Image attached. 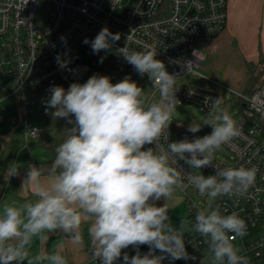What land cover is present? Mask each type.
<instances>
[{
    "label": "clouds",
    "instance_id": "clouds-1",
    "mask_svg": "<svg viewBox=\"0 0 264 264\" xmlns=\"http://www.w3.org/2000/svg\"><path fill=\"white\" fill-rule=\"evenodd\" d=\"M114 2V0H113ZM119 33L102 28L89 44L94 54L108 52ZM136 72L147 75L160 94L149 102L145 91L126 76L113 83L107 75L93 74L85 82L65 89L54 85L45 101L53 117L66 120L64 139L56 146L47 171L29 165L21 190L30 189L35 199L11 202L0 208V264H69L61 250L32 253L39 240L60 232L73 244L83 242L81 226L87 219L91 258L99 264H163L193 259L187 252L181 221L174 227L169 202L175 193L192 186L210 201L243 196L254 184L255 167H216L214 175L185 173L213 165L215 153L242 135V126L226 111H217L221 100L205 98L211 117L190 123L195 134L210 126V134L168 142L171 112L175 109L178 76L166 70L156 52L117 49ZM105 57H101L103 62ZM60 67L66 63L58 57ZM4 180L19 175L16 162L9 164ZM163 200L158 206L157 201ZM246 222L237 212L222 214L219 206L196 213L191 230L206 238L212 264H249L233 241L246 234ZM231 234V235H230ZM148 246L141 254L139 248ZM133 247L136 254L124 250ZM62 248V245H61ZM159 252L160 254H157Z\"/></svg>",
    "mask_w": 264,
    "mask_h": 264
},
{
    "label": "built area",
    "instance_id": "built-area-1",
    "mask_svg": "<svg viewBox=\"0 0 264 264\" xmlns=\"http://www.w3.org/2000/svg\"><path fill=\"white\" fill-rule=\"evenodd\" d=\"M123 2L0 0V105L15 98L23 109V142L28 146L43 134L38 127L29 126L27 121L39 105L38 100L34 99L37 94L50 93L54 85L67 89L71 83H83L93 74L107 75L113 83L126 76L133 81L141 76L117 51L125 45L129 51L156 52V59L163 61L166 70L178 76L177 80L193 74L212 87L229 92L237 99L241 109L242 114L236 121L242 126V135L223 145L230 158L202 169L207 172L205 176L215 174V165L221 168L245 166L257 169L254 184L243 196L217 198L213 207L219 206L225 215L232 212L239 214L246 222V234L236 237L233 243L240 249V254L248 258L249 264H264V81L252 94L247 95L199 71L207 58L199 42L216 38L225 31L229 0H128L122 16H117L116 12ZM41 4H46L50 12L45 21L37 24L35 16ZM104 27H108L112 33H119L120 39L108 52L94 54L90 43L83 41L85 38L91 41ZM80 51L99 60L105 57L101 69L93 72L89 65L81 63ZM58 57L66 63V67H60ZM152 86L153 92L148 101L154 102L157 98V102L160 94L153 83ZM211 86L201 88L187 85L177 88L175 96L178 101L173 110L192 105L209 118L212 115L209 112L211 100L206 104L205 98H220L223 102V98ZM43 114L50 117L51 112L45 108ZM2 122L0 109V124ZM196 137H199L197 133L180 132V140H193ZM168 142H173L171 126ZM179 167L185 173L195 174L184 161H179ZM190 190L205 201L208 199L192 186H187L184 191ZM188 205L191 227L196 213L201 210V204L198 208L194 206L188 195ZM184 241L190 257L199 255L202 261L209 254L206 238L198 233L191 230L187 236L184 235ZM185 261L190 262L191 259ZM94 264L99 262L95 261Z\"/></svg>",
    "mask_w": 264,
    "mask_h": 264
},
{
    "label": "crops",
    "instance_id": "crops-1",
    "mask_svg": "<svg viewBox=\"0 0 264 264\" xmlns=\"http://www.w3.org/2000/svg\"><path fill=\"white\" fill-rule=\"evenodd\" d=\"M228 19L225 31L216 38L201 40L200 49L206 54V61L203 70H207L210 75L204 74L208 78L218 81L223 79L224 70L231 73L225 74V80L235 86L234 91L243 92L247 86V64L257 65L261 56H264V0H229ZM242 26H246L252 43L250 45H239L233 48V40L239 36L238 31ZM237 73L240 79L237 80ZM226 86V85H224ZM230 88V87H229ZM231 89V88H230ZM238 89V90H237ZM1 109V107H0ZM4 125L0 126V208L3 204L11 202H25L35 199L30 189L21 190V185L26 177L29 165L39 166L50 161L51 155L36 142H31L26 146L23 142L24 112L21 107H17L12 116L7 115L2 109ZM1 123V124H2ZM68 128V127H67ZM57 139L63 140L66 130L60 135H55L51 131H43ZM16 162L19 167V175L12 177L7 182L4 180L6 169L9 164ZM44 179L47 178L45 175ZM164 201H157V205H163ZM169 216L174 227H178L180 222H188L189 205L188 192L177 191L174 198L169 202ZM90 221L82 223L81 231L83 242L79 245L73 244L64 234L56 232L48 234L49 239L44 245L39 240H35L32 245V253L35 255L41 250L52 252L61 250L69 264H94L91 258V246L87 233ZM188 225V224H187ZM62 245V248H61ZM129 256L135 255L137 249L129 247L124 250ZM141 254L149 251L148 246L139 248ZM157 254H160L157 252ZM184 259L171 260L166 258L163 264H189ZM117 264H122L121 261Z\"/></svg>",
    "mask_w": 264,
    "mask_h": 264
},
{
    "label": "rangeland",
    "instance_id": "rangeland-1",
    "mask_svg": "<svg viewBox=\"0 0 264 264\" xmlns=\"http://www.w3.org/2000/svg\"><path fill=\"white\" fill-rule=\"evenodd\" d=\"M127 3H128V0H124L123 6L120 8V10H118L116 12L117 16H122V14L125 10V7L127 6ZM228 3H230V1ZM49 12H50V8L46 4H41L40 7L38 8V11L36 12L35 22L37 24H41L48 17ZM236 33H238L239 36L237 37V39L235 38V40H233V44H234L232 46L233 48L236 49L239 47V45L244 46V45H250V43H252V41L250 40L249 32L246 29V26H242L238 31H236ZM79 56H80V62L83 64L89 65L93 72H98L101 69L102 63L100 62L98 57L93 56V55H91L87 52H84V51H80ZM261 63H263V62H259L257 65H254L257 68L256 73L261 72V70L263 68L262 65H264ZM199 71H201L202 73L204 72L207 75H210L207 72V70H203V68ZM229 73H231V72L225 69L223 72V79L220 77L218 81L223 82V84L226 85V87H228V88L230 87L232 90H234L235 86L233 84L227 83L225 78H224L225 74L228 75ZM236 77H237V80L240 79L239 73H237ZM135 82L137 83V85L139 87H141L145 91L146 99L149 100V97L151 96V94L153 92V86H152L151 79L147 75H145V77L140 76L137 79H135ZM187 85L198 86L201 88H208L211 86L209 83H207L206 81H204L201 78L194 76L193 74H190L189 76H187L185 78L177 80L175 86H176V88H182V87H186ZM212 89H214L223 98V102L219 105L217 111L226 110L235 120L241 116V114H242L241 109L237 105L238 101H237V99L234 98L233 95H231L229 92H226L223 89H220L218 87H212ZM49 96H50V93H44V92L36 95V97L34 99L38 100L39 105L36 108L35 114L30 116L27 121L29 123V126H36L39 129H41L42 131H46V130L48 131L49 130L52 133H54L55 135H60V133H63V131L67 127H71V125H68L66 120H64V119H56L55 117H53L52 112L54 111V109H49L51 112L50 117H47L43 114V110L46 108L45 101L48 99ZM41 97H42V99L39 101V99ZM156 99L157 98H155V101H156ZM227 100H229V101H227ZM0 107L5 113H7V115L12 116L15 112V109L19 106L16 103L15 98H10V99L4 101L0 105ZM183 108L187 112V114H182L181 112H179L177 110H173L171 112V122L172 123L170 124V126H171V130H172L173 141H179L180 140V132L182 130H188V126L191 122L202 124L205 119H208L199 111V109L196 106L184 105ZM2 125H4V123L0 124V126H2ZM206 130H208L209 132L205 133ZM211 131H212V129L210 126L204 125V126H202L201 130L199 132H197V134L199 137H202L204 135L210 134ZM227 158H230V154L222 146L215 153L213 163L219 162V161L220 162L224 161ZM192 170L195 174H203V175L207 174V172L202 168L201 169L192 168ZM188 195L190 196L194 206H196L198 208L199 204H201V207H200L201 210L208 209L210 206L213 207V205L215 203V201H210L209 198L205 201L201 196L196 194L193 190H190L188 192ZM187 224L186 225L188 227L185 230L186 236L191 232V227H190L189 223H187ZM262 233H264V229H262ZM194 261H192V262H194ZM196 264H212L211 259L209 257V254L205 257L204 260L196 261Z\"/></svg>",
    "mask_w": 264,
    "mask_h": 264
},
{
    "label": "trees",
    "instance_id": "trees-1",
    "mask_svg": "<svg viewBox=\"0 0 264 264\" xmlns=\"http://www.w3.org/2000/svg\"><path fill=\"white\" fill-rule=\"evenodd\" d=\"M260 62H263L261 64H264V56H261ZM263 68L261 70V72L256 73V66H254L253 64H247L246 68H247V86L245 91H243L245 94L250 95L252 94L260 85L261 83L264 81V65H262ZM188 131V130H186ZM62 140L57 139L53 136H50L48 134H42L41 138L37 141L38 145H40L43 149H45L46 151H48L51 155V159L49 162L44 163V164H40L38 167H40L45 175L47 174L48 169L51 167V164L54 160V155H55V148L56 146L61 142ZM200 256H195L193 257V259H191V263L189 264H194V262L192 261H200L201 257Z\"/></svg>",
    "mask_w": 264,
    "mask_h": 264
},
{
    "label": "water",
    "instance_id": "water-1",
    "mask_svg": "<svg viewBox=\"0 0 264 264\" xmlns=\"http://www.w3.org/2000/svg\"><path fill=\"white\" fill-rule=\"evenodd\" d=\"M176 109H177L178 111L184 113V114L186 113V111H184V109H183L182 107H177Z\"/></svg>",
    "mask_w": 264,
    "mask_h": 264
}]
</instances>
